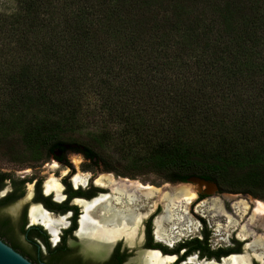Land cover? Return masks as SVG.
<instances>
[{
  "label": "trees",
  "instance_id": "16d2710c",
  "mask_svg": "<svg viewBox=\"0 0 264 264\" xmlns=\"http://www.w3.org/2000/svg\"><path fill=\"white\" fill-rule=\"evenodd\" d=\"M14 4L0 12V155L96 165L112 143L118 174L264 202V0ZM93 110L105 130L76 138Z\"/></svg>",
  "mask_w": 264,
  "mask_h": 264
},
{
  "label": "flooded vegetation",
  "instance_id": "af4514ba",
  "mask_svg": "<svg viewBox=\"0 0 264 264\" xmlns=\"http://www.w3.org/2000/svg\"><path fill=\"white\" fill-rule=\"evenodd\" d=\"M65 157L63 162L51 158L68 168L69 165ZM52 164L49 165V168ZM77 174L72 173V169H67L59 177L47 174L43 180V178L31 176L13 178L0 172V241L32 264H132V261L141 264L143 258H147L151 253L163 260L162 264H196L199 262L201 264L206 262L221 264L228 257L243 255L247 256L249 264H264V257L258 258L254 255L261 251L249 246L252 238L239 233V229L242 224L246 223L245 218L247 217L228 230L218 229L216 227L218 223L215 224L216 231L231 232L229 237L226 236L225 241L220 239L222 244L210 243L211 233L206 229L203 218H197L195 226L190 219H187L186 222L184 220L176 226L164 223L162 225L164 229H172L166 240L160 234L162 232H158L156 226L157 218L164 211L163 207L160 203L153 205L149 201L142 203V207L137 210L141 217L135 224V228L132 229L135 232L133 237L121 234L110 245L96 244L102 249L94 251L95 258L84 256L80 252V242L89 243L79 233L81 217L84 216L85 208L89 203L111 193L110 186L97 183L96 180L102 175L109 174L115 179L126 178L125 180L131 182H139L133 178L114 176L109 172L99 173L95 176V172L92 171L89 174L79 173L81 176H85V182L75 184L74 177ZM51 177L58 185L56 188L46 187ZM201 201L203 200L198 201L195 205V211L215 220L199 211L198 205ZM194 202L195 200H192L187 205L185 215L190 217L189 211L191 205L195 204ZM233 202L231 201L229 207H226L228 212H232ZM100 203H95L87 210L94 218L99 215L96 212V210L98 211L96 206ZM10 207L12 210L9 212L8 208ZM31 208L36 209L33 214ZM43 215L46 218L49 217L47 219L54 220L56 224L52 227L47 226V219L42 221L39 217ZM122 225L125 229L133 223H123ZM255 228L264 231L259 223ZM255 232L254 234L262 237V232ZM164 233L166 234L167 231ZM262 238L264 240V237Z\"/></svg>",
  "mask_w": 264,
  "mask_h": 264
},
{
  "label": "bare ground",
  "instance_id": "6f19581e",
  "mask_svg": "<svg viewBox=\"0 0 264 264\" xmlns=\"http://www.w3.org/2000/svg\"><path fill=\"white\" fill-rule=\"evenodd\" d=\"M84 182L85 176H81L78 173L74 177L75 184ZM96 182L110 186L111 193L108 196H105L103 198L95 200L92 203H89V205H87L85 208L84 216L81 217L79 233L80 235H82V237L87 240L88 243L91 244L110 245L121 234H125L127 235V237H133V234H135V232L132 229L135 228V224L141 217V214H139L140 212L138 213L137 210L142 207V203H148V201L153 205L156 204V201L161 202L163 204L162 207L164 211L162 215L157 218L156 226L157 230H159L158 232H162L163 234H160L163 235L164 237H162L167 240V238H169L170 232H172V229L166 230L163 228L162 225L164 223H168L176 226V224L182 223L186 219L185 214L187 210V205L196 196L195 192L191 190L187 185L173 186L169 188L165 186L164 188L160 189L150 185H141L140 183L131 182L125 179H115L111 175H102L96 180ZM57 186L58 185L55 179L51 177L46 187L52 189V187L56 188ZM97 202H101L99 205L96 206V208L98 209V211L96 210V212H98L99 215H96V217L94 218L89 212H87V210ZM206 204L207 203L203 202L199 204L198 207L202 209V207L205 206L207 211L211 212V217H224L226 220L225 226L220 224L216 225L218 229L234 227L236 221L230 215L227 214L220 202L213 200L210 204H208V206H206ZM232 208L236 212L235 216H237V218L239 217L242 220L243 216L249 209V206H247V204H245L244 202L239 201L234 202L232 204ZM35 210L36 209L31 208V213L33 214ZM202 212L204 211L202 210ZM257 212V208L253 209L251 216L252 219L255 215H257ZM39 217L42 221H45L47 218H49H46L44 215ZM129 222H132L133 225H129V227L127 226L128 228L126 227L125 229H123L124 227L122 224ZM46 224L47 226L52 227L56 224V222H54V220L52 221L50 219H47ZM165 231H167L168 234H165ZM239 233L243 236H250L252 238V242L249 245L250 248L256 250L258 249L261 251L260 253L254 254L256 257H264V240L262 237H260V235L258 236L254 234L253 230H251V228H248L246 225H242L240 227ZM246 257L247 256L244 255L238 257L231 256L224 259L221 264H249L248 259ZM162 263L163 260H160L158 256L154 253L149 254L147 258H143L141 262V264ZM196 264L201 263L199 262ZM205 264L212 263L206 262Z\"/></svg>",
  "mask_w": 264,
  "mask_h": 264
},
{
  "label": "rangeland",
  "instance_id": "374dc122",
  "mask_svg": "<svg viewBox=\"0 0 264 264\" xmlns=\"http://www.w3.org/2000/svg\"><path fill=\"white\" fill-rule=\"evenodd\" d=\"M14 0H0V12L2 13H8L12 11L14 8ZM87 114H92L90 116V119L86 120L83 125V129L81 131L82 135H78L76 138H84L85 134L88 133H97L99 131L105 130L103 125H100L98 121L100 120V113L97 110L93 111H88ZM89 118V117H88ZM100 122V121H99ZM113 130V128H110ZM117 147L112 146V143L103 149L99 150L98 152V157L99 161L94 165L91 163V161L85 160L83 157H81L79 154L75 153H67V156L65 157V160L67 164L69 165L68 168L58 164L55 162L50 156L44 158L41 161L37 162H31V161H22V162H12L8 159H6L4 156L0 155V172L7 174L9 176H12L13 178H20L21 176H31V177H38V178H44L47 176V174H53L55 177H59L64 171L66 172L67 169H72V173H82V174H89L92 171L95 172V176L98 175L99 173H112L114 176H124V177H132L134 180L137 182L143 184V185H150L153 187H158V188H164L165 186L167 188L172 187L173 185L175 186H180V185H187L191 190H193L196 194L195 198V204L191 205L190 209V217L189 215H186V219L184 222H186L187 219H190L192 224L194 226L196 225V219L197 218H203L204 223L206 226V229L210 231V243L216 242L217 244H222L220 239H223L225 241L226 236L229 237L231 232L229 231L228 233L224 230H228L231 228H234L237 223L241 222L246 219V223L242 225H246L248 228H251L255 233H260L262 232V237H264V231H262L259 228H255L257 224H260V227L264 229V202L261 201L260 199L254 198L246 193H230V192H225V191H219L216 189L215 186L206 184H198L192 181L187 180L185 183H175V182H169L166 180V178L158 173L152 172V171H136L132 174L128 173L126 175H121L118 174L117 171H114V165L115 161L117 160L116 158L119 157V154L115 151ZM53 163V164H52ZM52 164L49 168V165ZM55 165V167H54ZM110 169V170H107ZM109 175V174H106ZM121 180V179H120ZM123 180V179H122ZM178 184V185H177ZM171 185V186H167ZM202 186V187H201ZM201 187V188H200ZM211 188V189H210ZM209 190V191H208ZM199 196V198H197ZM239 199V200H238ZM256 201L254 202V200ZM201 201V203H211V201H218L222 205L223 209L227 212L228 215H230L235 221L236 224L234 227L230 228H224V230H219L216 231L215 224L218 223L220 225H226V220L224 217L220 218H214L211 217V212L207 211V209L204 207L199 208V211H204L203 213H206L209 215L211 218L215 220H211L210 218L206 217L200 212L195 211V205L197 204L198 201ZM231 201L234 202H239L242 201L247 206H249V209L247 210L246 214L243 216L242 220L236 215L235 210L232 212H228L227 208L229 207V204ZM233 202V203H234ZM156 203H160L162 206L163 204L161 202L156 201ZM232 203V204H233ZM254 205L252 206V204ZM227 207V208H226ZM232 207V205H231ZM160 208V206H158ZM257 208L258 212L257 215L251 218L252 216V211L253 209ZM12 210V207L8 208V211L10 212ZM251 219V220H250ZM217 225V224H216ZM241 225V226H242ZM250 226V227H249ZM236 233V230H234ZM102 249L101 246H98L96 244L91 245V243L87 244L85 241L80 242V252L84 254V256H88L91 258H95V252L96 250ZM132 264H137L134 261H132Z\"/></svg>",
  "mask_w": 264,
  "mask_h": 264
},
{
  "label": "water",
  "instance_id": "95a60500",
  "mask_svg": "<svg viewBox=\"0 0 264 264\" xmlns=\"http://www.w3.org/2000/svg\"><path fill=\"white\" fill-rule=\"evenodd\" d=\"M126 179V178H124ZM189 181L195 182V183H202V184H209L213 185V183L200 179L198 177H190L188 178ZM208 186V185H206ZM214 186V185H213ZM0 264H32L29 261H27L25 258H23L21 255H19L17 252H15L13 249H11L9 246H7L5 243L0 241Z\"/></svg>",
  "mask_w": 264,
  "mask_h": 264
}]
</instances>
